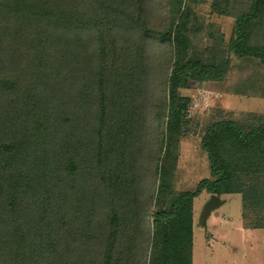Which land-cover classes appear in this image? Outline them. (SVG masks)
Wrapping results in <instances>:
<instances>
[{"label": "trees", "instance_id": "trees-1", "mask_svg": "<svg viewBox=\"0 0 264 264\" xmlns=\"http://www.w3.org/2000/svg\"><path fill=\"white\" fill-rule=\"evenodd\" d=\"M232 56L264 66V0H0V264H193L204 192L264 229V117L209 124L211 179L174 183L182 92Z\"/></svg>", "mask_w": 264, "mask_h": 264}, {"label": "rangeland", "instance_id": "rangeland-1", "mask_svg": "<svg viewBox=\"0 0 264 264\" xmlns=\"http://www.w3.org/2000/svg\"><path fill=\"white\" fill-rule=\"evenodd\" d=\"M197 13L206 25L215 24L213 29L230 42L231 18L210 15L209 5H199ZM232 57V70L223 82L191 84L182 92L191 101L188 132L177 153L174 183L179 192H192L200 181L211 179L209 160L201 148L209 124L231 121L244 125L253 123V116L264 117V66L251 58ZM260 184L264 186V180ZM211 196L204 192L194 202L193 264H264V229L244 228L241 195L223 196L224 204L211 214L207 229L199 222Z\"/></svg>", "mask_w": 264, "mask_h": 264}, {"label": "water", "instance_id": "water-1", "mask_svg": "<svg viewBox=\"0 0 264 264\" xmlns=\"http://www.w3.org/2000/svg\"><path fill=\"white\" fill-rule=\"evenodd\" d=\"M224 204V201L221 197H218L216 195H212L209 202L206 204L202 215L200 216L199 222L203 225L205 229H207V220L211 216V214L222 207Z\"/></svg>", "mask_w": 264, "mask_h": 264}]
</instances>
